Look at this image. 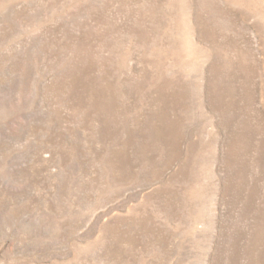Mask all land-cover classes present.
I'll return each mask as SVG.
<instances>
[{"label": "rangeland", "instance_id": "1", "mask_svg": "<svg viewBox=\"0 0 264 264\" xmlns=\"http://www.w3.org/2000/svg\"><path fill=\"white\" fill-rule=\"evenodd\" d=\"M0 264H264V0H0Z\"/></svg>", "mask_w": 264, "mask_h": 264}]
</instances>
